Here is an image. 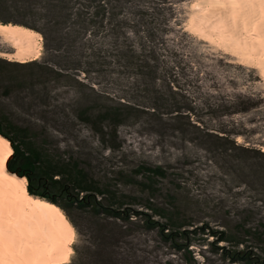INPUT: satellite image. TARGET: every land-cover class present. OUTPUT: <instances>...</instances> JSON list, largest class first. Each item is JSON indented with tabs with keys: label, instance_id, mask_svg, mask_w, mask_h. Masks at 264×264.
Returning a JSON list of instances; mask_svg holds the SVG:
<instances>
[{
	"label": "rangeland",
	"instance_id": "1",
	"mask_svg": "<svg viewBox=\"0 0 264 264\" xmlns=\"http://www.w3.org/2000/svg\"><path fill=\"white\" fill-rule=\"evenodd\" d=\"M193 2L109 0L102 23L92 0H68L61 18L47 0H0V22L42 35L36 61L0 56V125L126 211L66 205V264H264V8L223 9L225 31H200ZM146 215L192 231L187 242L165 241Z\"/></svg>",
	"mask_w": 264,
	"mask_h": 264
},
{
	"label": "bare ground",
	"instance_id": "2",
	"mask_svg": "<svg viewBox=\"0 0 264 264\" xmlns=\"http://www.w3.org/2000/svg\"><path fill=\"white\" fill-rule=\"evenodd\" d=\"M191 6L192 25L200 31L213 22L225 31L223 9L232 15L246 8L262 10L264 0H194ZM0 38L13 49L0 53L9 61L24 64L40 55L42 35L28 26L0 22ZM11 154L8 139L0 135V157H7L0 168V264H66L73 226L54 202L29 194L24 176L7 170Z\"/></svg>",
	"mask_w": 264,
	"mask_h": 264
},
{
	"label": "trees",
	"instance_id": "3",
	"mask_svg": "<svg viewBox=\"0 0 264 264\" xmlns=\"http://www.w3.org/2000/svg\"><path fill=\"white\" fill-rule=\"evenodd\" d=\"M47 1H49V4L52 6L50 10V12H52L51 15L53 17L59 15L57 17L61 18V15H64L61 13L68 0ZM92 2L97 17H99L100 21L103 23V16L108 11L106 10V7L110 5L109 0H92ZM57 12H59L60 14H58ZM108 14H110V12ZM111 15L116 21L114 23L117 25L115 31L119 32L120 25L121 23H123V20L119 19L117 13L115 12H113ZM127 58L129 59V56H127ZM126 63L129 62L126 60ZM0 135L7 138L10 141L11 146L13 147V154L7 163V170L18 176L21 175L26 177V179L28 180L26 190L29 192V194L38 196L39 198H44L48 201H51L52 203L54 202L61 209V211L64 212L67 218L68 215L65 211L66 205H72L73 202H77L79 206H89L93 211L99 209L107 217L112 216L115 219H121L122 215L125 216L126 211L124 210L123 212L122 210H119V206L118 208L116 207L112 209L110 207L111 204L108 205L109 207L104 205L105 200H103L102 198H99L97 200L98 196L105 195V193H103L100 188L98 189L94 180L88 177L87 173L83 169L76 167L75 164L69 165L63 162L62 165H60V163L54 162L53 159L51 161L43 156L44 151L42 149L37 150L31 145H29L28 148H25V150L21 149L1 125ZM135 173L145 175L144 178H146L147 180H152L155 177H164V170L158 166L151 167L141 165L140 168H137V170H135ZM86 177H88L89 179H87ZM88 180L91 183H89ZM145 182L150 183L148 181L142 180L140 184L150 187L149 185L145 184ZM75 190L77 192L73 194ZM80 193L83 194L81 195V197H79ZM144 220L148 228H157L162 238L165 241L168 240L172 243L174 238H176L177 236L187 242L186 239L188 237V234L192 232L189 230L178 228L177 231H173L168 227V224H160L159 221L153 219L152 215H146V218ZM188 243L175 245V248H183L185 251H187V248L190 244ZM232 259L235 262H240L245 260V256H233Z\"/></svg>",
	"mask_w": 264,
	"mask_h": 264
},
{
	"label": "snow or ice",
	"instance_id": "4",
	"mask_svg": "<svg viewBox=\"0 0 264 264\" xmlns=\"http://www.w3.org/2000/svg\"><path fill=\"white\" fill-rule=\"evenodd\" d=\"M7 159V157H0V168L3 167L4 161Z\"/></svg>",
	"mask_w": 264,
	"mask_h": 264
}]
</instances>
